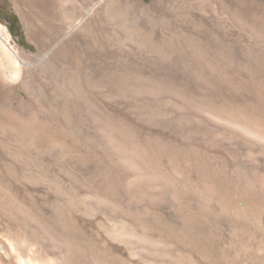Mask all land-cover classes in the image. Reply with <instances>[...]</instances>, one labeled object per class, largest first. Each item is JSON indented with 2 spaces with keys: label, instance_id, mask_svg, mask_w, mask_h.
<instances>
[{
  "label": "rangeland",
  "instance_id": "obj_1",
  "mask_svg": "<svg viewBox=\"0 0 264 264\" xmlns=\"http://www.w3.org/2000/svg\"><path fill=\"white\" fill-rule=\"evenodd\" d=\"M82 5L93 13L65 37ZM0 22L31 65L25 85H0V264H93L92 249L147 264L107 218L135 221L132 205L169 184L231 188L214 194L239 213L215 252L237 227L264 236V149L233 129L264 136V0H0Z\"/></svg>",
  "mask_w": 264,
  "mask_h": 264
},
{
  "label": "bare ground",
  "instance_id": "obj_2",
  "mask_svg": "<svg viewBox=\"0 0 264 264\" xmlns=\"http://www.w3.org/2000/svg\"><path fill=\"white\" fill-rule=\"evenodd\" d=\"M63 1L72 3L81 1L83 4L86 2V0ZM86 9L87 8L82 5L81 17L78 19L73 13H69L68 15L67 13L63 14V18L67 19L69 17L68 19H70L65 37H69L77 28L85 24L87 18L94 11L91 8ZM22 19L26 25H28L23 15ZM88 27L87 25V28ZM10 39V30L0 22V85L12 89L14 87L15 89L17 85H25L26 70L31 65L24 60L17 47L10 42ZM86 88H88L87 82L84 83L80 93L85 107L88 108V93ZM35 92L37 95H40L42 91L37 87ZM233 129L236 130L235 132L239 136L251 138L252 142H254L260 150L264 149V136L259 134L260 132L258 133L257 129L246 128L242 125H237L236 128L234 127ZM11 133L16 136L21 134L16 131H11ZM255 148H252V150H255ZM260 166L264 167V162L263 165L260 164ZM134 184L136 191L132 190L134 188L131 189L133 191V198H135L134 196L139 197L145 194V192L150 189L147 185L140 184V182L137 183V181H134ZM216 190L219 193L220 191L230 192L231 188L218 186ZM216 190L213 191L210 187L198 185L193 187H185V185H183V187H179L173 184L150 189L149 193L156 201L153 206L148 207L142 204L132 205L137 215L134 217L136 218L135 221H132L133 218L130 220L125 217L121 220L119 216L112 214L111 217L107 218L112 224H110L107 229L105 227L104 233L113 241L124 244L130 255L134 257L137 256V258H140L147 264H218L217 258L219 256L224 259L226 264H238L235 260L240 257L243 259H258L264 262V236L260 238L259 241H256L257 239L255 240L253 236L250 235L252 233H243L242 229H238L237 226V228L233 230V233L230 231L229 253H217L213 250L211 242L214 241L215 237L217 238V231L219 232L223 226L230 225L233 221L232 219L234 217L238 218L236 216L239 215V213L233 211L234 209L231 210L228 206H223L218 198L217 200L215 199L214 194ZM166 195H170L171 199L169 202L164 203L163 199H165ZM198 195L208 196L210 204L205 203L207 206H205V204L203 205ZM128 197L130 198V196ZM133 198L131 197L130 199ZM185 200H188V211H186L187 207L185 208L186 210L184 209L183 201ZM168 212L171 213L175 222L177 228L176 232H173L171 230L172 228L170 229L169 227V225H171L169 221L171 217L167 216ZM243 221L245 222V220ZM233 225L235 224H232V226ZM152 228L155 229L151 230ZM198 228H202L205 232L197 231ZM248 229L250 232H253L251 231V227ZM198 243L203 244L204 249L199 250L200 247ZM92 250L91 252L94 253L93 257L95 260L93 264H105V255H101L104 258L102 259L99 255L100 252L98 253L96 249ZM132 261L133 260H131V262ZM50 264L54 263L50 262ZM239 264L253 263L249 261Z\"/></svg>",
  "mask_w": 264,
  "mask_h": 264
}]
</instances>
